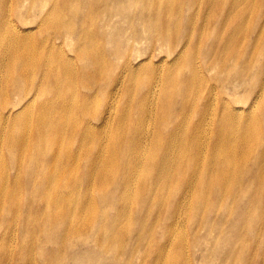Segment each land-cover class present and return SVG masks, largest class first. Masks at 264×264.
Segmentation results:
<instances>
[{"label":"bare ground","instance_id":"1","mask_svg":"<svg viewBox=\"0 0 264 264\" xmlns=\"http://www.w3.org/2000/svg\"><path fill=\"white\" fill-rule=\"evenodd\" d=\"M153 1L151 10L170 15L172 11L161 8L160 0ZM81 3L64 0L55 7L51 0H0V55L4 47L11 48L7 51L8 64L0 62V264H191L190 256L183 261L178 254L191 255L193 250L196 253L202 249L200 236L212 228L220 234L208 250L213 258L224 260L219 264L235 262L244 255L253 257L250 264H260L261 255L257 253L264 251V62L255 68L251 59L262 52L255 56L250 49L228 53L237 51L235 28L225 39L216 38L213 54L206 53L210 61L218 53L225 54L218 58L221 64L214 65L220 72H215L213 63L194 50L197 44L186 43L179 35L174 39L176 47L168 54L174 63L181 58L177 71L163 74L165 67L135 65L134 59L126 55L120 71L105 74L104 57L106 53L112 60V42L93 52L92 41L101 33L88 35L85 19L92 7L79 17ZM61 6L68 10L71 7L78 23H73L72 17L56 15ZM226 10L229 22H236L234 0L230 4L214 0L209 8L210 12ZM64 19L66 24L62 23ZM41 27L62 31L45 38L37 30ZM62 37L67 45L68 40L76 45L79 39L84 45L70 48L69 54L56 46ZM167 38L170 35L158 36L157 40ZM35 39L48 58L35 62V73L28 74V59L37 60L26 54ZM6 41L16 47L4 46ZM245 41L254 44L250 36ZM227 60L238 61L243 75L221 79L229 68ZM139 71L144 78L141 85L133 86ZM255 79L262 80L260 87V82L252 84ZM110 83L117 86L114 92L110 87L104 89ZM226 87H230L233 99H229ZM241 88L246 97L244 108H235L231 102L239 101L235 93ZM98 97L108 98V104L98 103ZM74 116L77 123L72 126L67 119ZM58 139H63L62 147ZM15 147L21 151V161ZM42 156L43 176H47L53 160L56 165L50 173H60L55 179L49 176L52 192L46 206L56 209L50 215L54 222L51 226L60 227L63 238L42 223L31 221L29 215L25 219L22 207L20 216L10 219L26 186L32 185V181L28 185L32 174L40 175L42 166L37 161ZM254 180L258 183L253 190L260 195L257 209L263 215L259 224L251 219V210L243 206L248 200L252 202L246 191ZM68 183L73 189L93 185L98 193L110 197L80 198L84 205L80 209L70 204L73 189L68 194L59 191ZM44 186H48L47 177ZM44 197L34 193L30 205L44 202ZM228 199L236 204L234 211H240L242 218L237 216L240 219L233 222L215 218L211 223L207 215L211 218L212 212L220 213ZM120 201H128L127 206L121 208ZM99 204L103 209L116 205L112 231L104 230L112 216L93 208ZM182 210L190 217L184 218ZM98 213L101 223L97 228L94 220ZM48 215L45 213L44 221ZM124 217L129 221L125 223ZM131 220L134 226L129 230ZM182 223L187 232L176 240ZM226 228L231 233L225 232ZM47 231L51 232L44 234ZM75 237H90L95 245L86 246L83 240L76 242ZM209 263L215 264V259Z\"/></svg>","mask_w":264,"mask_h":264},{"label":"rangeland","instance_id":"2","mask_svg":"<svg viewBox=\"0 0 264 264\" xmlns=\"http://www.w3.org/2000/svg\"><path fill=\"white\" fill-rule=\"evenodd\" d=\"M55 1V7L60 4L62 5L64 0H51ZM60 1V3H59ZM74 3H81L80 0H72ZM232 0H217V2L225 3L228 2L230 4ZM214 3V0H204L202 3H200V0H160V6L161 8H167L169 11L172 12L170 15L164 16L162 12L151 10L150 7H154V1L150 0L149 4L147 0H83L81 5V12H79V17H82L86 13V11L90 10L92 7V10L89 13V18L85 19L87 28L89 29L88 35H90V32H97L101 33L97 37L96 40L93 39L92 44L95 42V44L91 45L93 52L97 53L98 49L102 48L103 46L108 45L107 42L111 41L112 44H110L111 49L113 51V56H106L108 54L105 53V59H106V67L104 69L105 74H116L122 66V61L124 58H126V55H129L131 59H134V64L139 65V63L145 64L146 67L150 65H156L161 66L160 69L164 68L163 74H166L168 71L175 72L177 71V63L180 64L182 62L181 58L177 61V63H174L172 61V58L168 59L169 51H171L176 45L174 44V39L178 37L179 35H182L184 37V40L187 42L192 41L194 44H197L198 47H194V50H198L197 52L201 53V57L210 61L207 57V52L210 51L212 54L215 52V45L214 41L216 38L222 37L225 39L230 33L233 34L235 31V28L239 33L236 31V43L234 47L236 48V52L230 51L228 53H244L247 49H250L251 51L254 50V56L259 53L260 51L262 54L258 56L257 58H252L251 61L254 63L255 68L260 67V64L264 62V0H234L235 5V12H236V18L237 21L234 22L233 20L229 22V16L226 11H209V8ZM104 5V6H102ZM63 12V13H62ZM72 9L71 7L68 9H63L62 6L60 9H57L56 15L63 14V17H72L73 23H78V18H75L71 15ZM28 22L30 19H27ZM229 22V23H228ZM63 24H66L67 21L64 19L62 21ZM237 25H240L238 27ZM188 27L187 31H184V29ZM195 27V29H194ZM221 27V29H220ZM34 29L35 26H33ZM33 29V31H34ZM160 29H164L160 32ZM37 30H40L43 32V35L45 38L54 35L55 32L62 31V30H44L42 27L38 28ZM35 33V32H34ZM23 35L25 32L22 33ZM109 35L110 39L105 40L106 36ZM161 35H170V38H167L165 41L160 42L157 40L158 36ZM250 36V39L253 40L254 44H249L245 39H247ZM101 38H103V42H98ZM12 42V41H9ZM9 42H5L4 46H9L12 48H15L16 46L11 45ZM35 45L31 46V49L29 52H27V56L35 58L37 60L28 59V64L30 67L26 69V72L28 74H34L35 70H32V65L35 64V62L40 60H46L48 58L47 53L43 52L41 49L40 43L37 42V39H35ZM138 42H140L138 44ZM13 43V42H12ZM78 45H84L83 41L79 39V42L76 45H72L71 41L68 40V45L66 43V38L62 37L59 39V41H56V46H62L67 53L70 54V48H74ZM114 46V47H113ZM18 49H20V45L17 46ZM11 49L8 47H4L3 53L0 55V62H4L5 64H8V54L7 51ZM138 50L139 52H137ZM101 52V50H100ZM103 52V51H102ZM142 54L140 57H136L135 54ZM121 54H123V57H121ZM225 54L220 55L218 53L213 60L210 62L217 66L218 64H221L220 59ZM184 58H186L185 51L182 55ZM236 56V55H234ZM74 55H71L70 58H74ZM42 58V59H38ZM138 58V59H137ZM152 58V59H151ZM237 62L227 60V65L229 68L223 72L224 77H221V79H224L227 76H237V75H243V68L237 66ZM138 66H135L137 68ZM137 70H140L137 69ZM220 72V69H216L214 67L215 72ZM90 79L93 80L92 74L88 75ZM144 78V75L140 77V71L137 74V77L133 81V86H139L142 83V79ZM262 80L255 79L252 81V84L255 86L258 82L259 87L261 85ZM111 85H105L106 89L107 87H110V90L114 92V89L116 90L117 86L114 83H110ZM113 84V85H112ZM226 90L229 94V99H233L234 94L230 91V87H226ZM118 96L121 92H117ZM235 95L239 98V101H232L231 104L234 105L235 108H244V100H246L245 92L241 88L238 90ZM97 102L100 104L106 103L108 104L109 99L108 98H102L98 97ZM246 111V109L241 110V114ZM127 113V112H126ZM240 113V112H239ZM245 114V113H244ZM249 115V114H247ZM67 120L72 121V126L76 125L77 123V116H74L72 118H69ZM213 122V117L210 119V123ZM194 123V120L190 122V126H192ZM187 126L189 125V120L185 123ZM234 130V129H232ZM32 142V140L30 139ZM58 145L62 147L63 145V139H58ZM90 141H88V144ZM17 150L19 161L23 159L21 151L19 152L17 147H15ZM28 154L31 153V147L28 145L27 147ZM39 152V151H36ZM44 156L42 158H39L37 161V164L41 165L40 175L37 176L35 174H32V177L29 179L28 185L32 181V185L30 187L26 186L27 190L25 193L21 195L22 199L21 201L16 205V208L13 209L12 216L10 219L13 221V217L15 219L20 216V210L19 208L22 207L23 210V217L25 214V219H27V216L29 215L31 217V221L36 222L37 224H43L44 226H47L48 229L51 228V231H57V235H59V238H63L64 231L60 227H54L52 228V224L54 223L51 219V213L56 212V209L54 208H48L47 201L50 200L49 193L52 192V189L49 187V183H52V178L55 179L57 176H60V173L51 174L50 169L53 168L56 163L55 161L51 160L52 163L47 169V176H43L45 171V166L43 165ZM50 161V162H51ZM59 169L62 167L60 165H57ZM110 170L114 173L115 169L110 168ZM15 174V173H13ZM63 174V173H62ZM61 174V175H62ZM54 175V176H52ZM49 176H52L49 177ZM45 177H47V184L48 186H44V180ZM70 175L66 176L67 179H69ZM247 176L244 177V181L246 180ZM70 181H73L70 179ZM258 181H250V189L249 192L246 191L247 197L252 199L251 203L250 200L247 201V204L243 205L247 209L251 210V219H254L256 223H260L262 221L260 218L263 216L260 211L257 209L258 203L257 198L259 195L258 190H253L256 188ZM35 185V187H34ZM61 186V185H60ZM37 187V188H36ZM48 188V191H47ZM44 189L46 191V194L44 193ZM56 189V188H55ZM73 189V184L68 183L65 184V186L60 187V193L68 194L69 191ZM97 188H94L92 186H86L83 188H80V185L78 188L73 189L72 193L69 195L70 204L79 205L80 209H82V206H84L79 200L80 198H92L97 196V198L105 197V199L110 197V194L106 193H98ZM256 191L257 194L252 195V192ZM240 192V191H239ZM34 193L39 196V198L44 197V202H40L38 205L31 204L34 201L31 200ZM245 195V192L242 194ZM27 197L29 198V201L27 200ZM256 200H255V199ZM234 199V197L232 198ZM228 199L224 206L221 208L220 213H214L212 212L211 218L207 215V219L211 220V223L214 221L215 218L223 219V218H229L231 222L232 220L240 219L237 218V216H241L240 211L236 213L234 210H236L235 206L236 204H233V200ZM31 200V201H30ZM4 201L6 203V198H4ZM128 201H120L119 205L121 208L124 206H127ZM115 204L109 205L106 208H101L102 205L99 204L94 206L96 210L99 209V212H105L112 216L109 219L112 221H109L107 226L104 230L110 229L112 231L114 227L115 222ZM48 209H47V208ZM220 207V205H218ZM202 209L200 210V212ZM45 213H48L47 220H43V217ZM183 217L186 218L187 215L190 217L189 213L185 210H182ZM56 214V213H55ZM65 213H63V216ZM22 217V218H23ZM247 219V216H246ZM134 220V218L132 219ZM131 220V221H132ZM129 221L128 217H124V222L126 223ZM17 222V221H15ZM22 222V221H21ZM201 222V219H200ZM94 223L97 228L100 226L99 223H101V216L98 213ZM134 226V222L132 221L131 226L129 227V230ZM212 228V227H210ZM212 231H209L207 235L200 236L199 242L201 245H203V248L200 250H197L196 253L193 252L191 255H184V253L178 254L179 258L183 261H185V258L187 256H190V263L191 264H211L209 261L215 259V264L221 263V258H213L209 252V248L211 247V242L218 238L219 231L217 228H212ZM51 231H47L44 234H49ZM178 236L176 240L181 239V235H184L187 230L186 226L182 223L180 226V229L178 230ZM231 233L229 228L225 229V232ZM190 233V230H189ZM54 234V233H52ZM129 235V234H128ZM128 235H125L126 238H128ZM1 237V234H0ZM124 237V238H125ZM264 240V236L262 237ZM42 240L46 241V238H43ZM76 242H81L83 240L84 244L89 247H93L95 245V240L90 237H85L84 239H81L79 237H75L74 239ZM206 243V244H205ZM208 250V252L206 251ZM258 255H261L259 257L260 264H264V251L261 249L257 253ZM197 255V257L195 256ZM205 255V256H203ZM246 255L240 257L235 262L232 261L228 264H235L237 261H240L242 264H250L252 263L251 257H245ZM207 258V259H206ZM206 259V261H205ZM93 260V259H92ZM95 260V259H94ZM107 262H111V260L106 259ZM250 262V263H249ZM86 264H92L91 262H87ZM227 264V263H225Z\"/></svg>","mask_w":264,"mask_h":264}]
</instances>
